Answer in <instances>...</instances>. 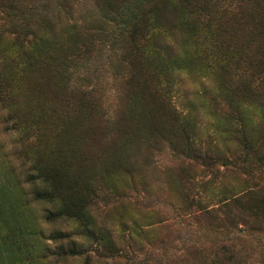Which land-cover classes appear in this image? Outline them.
Wrapping results in <instances>:
<instances>
[{
    "label": "rangeland",
    "instance_id": "rangeland-1",
    "mask_svg": "<svg viewBox=\"0 0 264 264\" xmlns=\"http://www.w3.org/2000/svg\"><path fill=\"white\" fill-rule=\"evenodd\" d=\"M159 2L0 0V264H264V0Z\"/></svg>",
    "mask_w": 264,
    "mask_h": 264
},
{
    "label": "trees",
    "instance_id": "trees-1",
    "mask_svg": "<svg viewBox=\"0 0 264 264\" xmlns=\"http://www.w3.org/2000/svg\"><path fill=\"white\" fill-rule=\"evenodd\" d=\"M184 2V0H160V2H159V5H158V7H159V10L162 12L159 16H160V18L161 17H163V18H165V15L166 14H174L178 9H179V7H181L182 6V3ZM231 13V12H230ZM158 28H160L161 30H166V26L165 25H158ZM161 34H163L162 33V31H159L158 33H157V36L159 37V36H161ZM256 61L257 62H262V61H264V53H260V54H258V56H257V58H256ZM263 68V67H262ZM259 74L261 75V80L262 81H264V68H263V70H261L260 72H259ZM173 113H175L176 114V111L175 110H173ZM180 114V113H179ZM181 115V118H184L183 120H185V118H187V116H189V114H186V115H183V113L182 114H180ZM185 121H182V123H184ZM239 129H241V130H243L244 131V128L242 127V125H240V127H239ZM239 132H241L240 130H239ZM180 133H181V135H183V139L184 138H187V139H189V144H191V145H193V144H195V143H199V144H201L199 141L198 142H196L197 141V138H195V135H192V136H189V134L187 135V133L188 132H186V130H185V128H183V127H180ZM242 142L244 143V145H243V148L244 149H247V147H248V145H249V143L247 142V140L246 139H243L242 140ZM206 145L207 144H205L204 146L202 145L201 147H199V151H202L201 153H202V155L201 156H203L205 159H209L210 160V155H207L208 154V152H207V150L206 151H204L205 150V147H206ZM193 146H195V145H193ZM203 149V150H202ZM208 157H210V158H208ZM237 159H240V157H237ZM211 162H213V165H214V163H215V161H212L211 160ZM51 186H52V184H51ZM53 190H56V187H55V185L54 186H52L51 187ZM192 193H189V192H186L185 193V195L183 196V204L186 206V207H188V209H190L191 207H193V206H196V207H200L201 205H202V200L200 199V197H199V194H195V195H198V196H195V197H193L192 195H191ZM197 199V200H196ZM236 201H237V199H233V201H230V202H232V204H233V206L235 207L236 205H237V203H236ZM226 206H228V204L226 205ZM225 206V207H226ZM232 208V206L229 208V210ZM228 210V209H227ZM228 210V211H229ZM206 212H209V213H211V214H216L215 215V218H217V219H220V217H219V215L221 214L222 215V213L221 212H217L215 209H213V210H205ZM253 213H251V215H253V216H256V211H257V208H255V207H253Z\"/></svg>",
    "mask_w": 264,
    "mask_h": 264
}]
</instances>
